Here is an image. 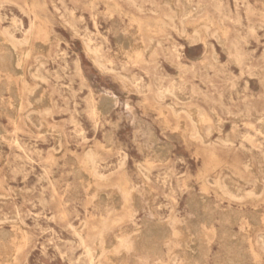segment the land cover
<instances>
[{
	"label": "rangeland",
	"instance_id": "1",
	"mask_svg": "<svg viewBox=\"0 0 264 264\" xmlns=\"http://www.w3.org/2000/svg\"><path fill=\"white\" fill-rule=\"evenodd\" d=\"M0 30L22 56L20 77L0 65V264H89L103 223L95 264L123 258L115 239L145 223L167 229L156 264L195 226L198 264H264V191L248 196L264 189V0H0Z\"/></svg>",
	"mask_w": 264,
	"mask_h": 264
},
{
	"label": "bare ground",
	"instance_id": "2",
	"mask_svg": "<svg viewBox=\"0 0 264 264\" xmlns=\"http://www.w3.org/2000/svg\"><path fill=\"white\" fill-rule=\"evenodd\" d=\"M178 16H179L178 11L176 10L169 17V19L175 23V20L178 18ZM140 22H143V21H140ZM161 30L163 31V29H161ZM220 31H221V29H220ZM198 36H199L198 31H195L193 39H198ZM19 44L20 43L18 41H16L12 35H9L7 32L0 30V52H1L0 65L3 67L6 65L10 66L11 70L17 76L20 77L22 75V64H21L22 56L18 53V51L16 49V46ZM118 44L120 45V47L123 50H128L131 47L130 40L126 36L118 37ZM88 53L91 56V58L93 59V61L95 62V64L98 66H101L102 62H101L100 58L97 56L96 51L88 48ZM27 57H28V55H27ZM43 68H44V66H43ZM32 76L34 79H41V74L38 71V68L32 73ZM20 100L21 99H19V97L15 98V101L13 104V110H16L19 108ZM44 102H45V99L43 97H40L35 101V104L32 105V108L36 109L37 105L43 104ZM111 103H112V100L109 98L107 99L105 97V99H103L100 103H98L97 106L99 109L104 110L108 106H110ZM188 113L192 117H195V115L193 113H190V112H188ZM195 119L196 120L194 122L195 123L194 134L202 142H204L208 139L211 131H210V129H208L206 132H204L202 134L200 131L199 125L201 123H203L205 121V119L203 117H196ZM261 123H262V126L264 127V118L261 119ZM191 132H193V131H191ZM219 143H221L223 145L232 143V136H224V137L220 138ZM218 164H219V162H218ZM86 165H87L90 176L97 178L98 172L96 171V161L94 160V158L91 156L90 153H87ZM245 167H247V166H245ZM249 169L250 168H248V170ZM220 187H222V186L220 185ZM223 190L229 199L238 198L234 192L227 191L226 188H224ZM263 191H264L263 188H257L252 193L248 194V196L253 197L256 195H260L263 193ZM101 199L103 201H107L108 203L112 202V198L109 196L103 195V196H101ZM115 205H117L118 208L120 207V205L116 202H115ZM205 205H206V199L204 197H199L193 203V207H194V210L196 212V218L198 220H201L203 227H209L212 224L213 215L210 212H202L201 211L202 210L201 208H203ZM234 218L235 217H232L229 220L231 222H233V221H235ZM116 220H117V218H116ZM252 223L257 224L256 218H252ZM201 233H202L201 229L198 226H195L193 234L186 237L183 241V251L184 252L175 256L169 262L162 263V264H198V262L201 260V246L199 244V240L201 239ZM166 236H167V229L166 228L161 227L160 225H152L150 223H145L143 228L136 230L131 238H129V239H125V238L115 239L114 242H116L117 240H121V241H123V243L125 242L126 245H129L130 250H129V253H127L123 258H120L118 260L112 259L108 262V264L109 263L110 264L111 263L112 264H156L157 262L160 261V252H161V250H160V244L161 243L160 242ZM106 237H107V229H106V225L103 223L101 228L99 229L94 241H93V243L96 246L102 247L101 251L98 252L97 250L93 249L92 247L84 246L85 247V254L89 259V264H95L94 262H95V259L98 255L110 254L109 251H106V249L109 248V246L112 243L107 245L105 242ZM79 239L81 242H83V238L81 235H79ZM141 250H144L147 252L144 255L139 256L137 251H141ZM105 260H107V259H105ZM227 264H244V262L241 259L233 258V259H230Z\"/></svg>",
	"mask_w": 264,
	"mask_h": 264
}]
</instances>
